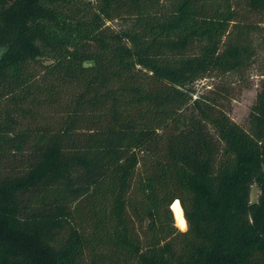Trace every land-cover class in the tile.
Instances as JSON below:
<instances>
[{
    "label": "trees",
    "instance_id": "obj_1",
    "mask_svg": "<svg viewBox=\"0 0 264 264\" xmlns=\"http://www.w3.org/2000/svg\"><path fill=\"white\" fill-rule=\"evenodd\" d=\"M262 32L264 0H0V264H264V77L227 109Z\"/></svg>",
    "mask_w": 264,
    "mask_h": 264
},
{
    "label": "rangeland",
    "instance_id": "obj_2",
    "mask_svg": "<svg viewBox=\"0 0 264 264\" xmlns=\"http://www.w3.org/2000/svg\"><path fill=\"white\" fill-rule=\"evenodd\" d=\"M258 42L260 43V55L257 57L255 63L246 71L243 78H240L234 84L235 92L233 99L230 100L227 107L230 117L243 125L245 128H249L250 110L253 105L256 95L261 87L263 80L264 70V32L259 35ZM211 80L205 79L197 83L198 92L206 91L210 86ZM260 194V189L257 184L252 186L251 201H257ZM172 208V207H171ZM174 216V213H173ZM176 225V220L174 216Z\"/></svg>",
    "mask_w": 264,
    "mask_h": 264
},
{
    "label": "clouds",
    "instance_id": "obj_3",
    "mask_svg": "<svg viewBox=\"0 0 264 264\" xmlns=\"http://www.w3.org/2000/svg\"><path fill=\"white\" fill-rule=\"evenodd\" d=\"M172 207L176 209V213H177L175 226L182 232L187 231L188 223H187V220L182 215V213L180 212L179 202L177 201Z\"/></svg>",
    "mask_w": 264,
    "mask_h": 264
},
{
    "label": "bare ground",
    "instance_id": "obj_4",
    "mask_svg": "<svg viewBox=\"0 0 264 264\" xmlns=\"http://www.w3.org/2000/svg\"><path fill=\"white\" fill-rule=\"evenodd\" d=\"M177 201L179 202L180 212L182 213V215H183L184 218H185L184 210H183V207H182L181 202H180L179 199L175 200L174 203L172 204V206H173ZM172 210H173V213H174V216H175V220H176V214H177V213H176V209H174V208L172 207ZM185 219H186V218H185Z\"/></svg>",
    "mask_w": 264,
    "mask_h": 264
},
{
    "label": "water",
    "instance_id": "obj_5",
    "mask_svg": "<svg viewBox=\"0 0 264 264\" xmlns=\"http://www.w3.org/2000/svg\"><path fill=\"white\" fill-rule=\"evenodd\" d=\"M172 209V208H171Z\"/></svg>",
    "mask_w": 264,
    "mask_h": 264
}]
</instances>
